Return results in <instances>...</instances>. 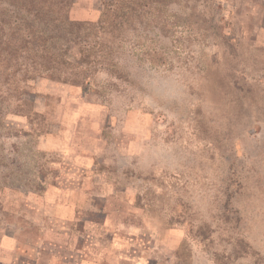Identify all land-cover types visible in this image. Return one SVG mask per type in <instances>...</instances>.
Masks as SVG:
<instances>
[{"label": "rangeland", "instance_id": "1", "mask_svg": "<svg viewBox=\"0 0 264 264\" xmlns=\"http://www.w3.org/2000/svg\"><path fill=\"white\" fill-rule=\"evenodd\" d=\"M184 7L164 37L94 33L89 78L33 80L31 119L0 102V264H264V0Z\"/></svg>", "mask_w": 264, "mask_h": 264}, {"label": "trees", "instance_id": "2", "mask_svg": "<svg viewBox=\"0 0 264 264\" xmlns=\"http://www.w3.org/2000/svg\"><path fill=\"white\" fill-rule=\"evenodd\" d=\"M76 1L0 0V88H3L0 102L11 105L27 118H32L30 107L33 101L29 97L35 96L31 90L33 80L45 75L75 84L89 78L91 72L87 65L98 61L100 53L86 44L94 33L110 35L114 42L125 27L139 23L157 29L164 37L168 33L165 12L170 5L184 4V9L191 11L197 4L210 0H102L96 8L98 16L93 21L70 18ZM177 17L180 25H200L203 19L197 15L196 20L189 22L188 17ZM146 52L152 54L150 61H161V54L157 58L159 52L155 48ZM75 61L77 63L73 66L79 71L72 72L69 78H61L62 69L72 66ZM107 65L108 71H116L115 64ZM0 109V114L2 109L6 110L5 107ZM34 116V120L42 118L36 113ZM4 188L1 184L0 193ZM1 206L0 203L3 210Z\"/></svg>", "mask_w": 264, "mask_h": 264}]
</instances>
